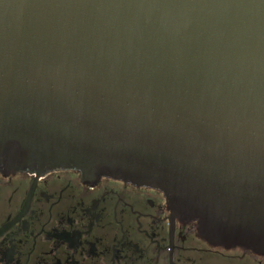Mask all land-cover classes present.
Returning <instances> with one entry per match:
<instances>
[{
  "label": "water",
  "instance_id": "1",
  "mask_svg": "<svg viewBox=\"0 0 264 264\" xmlns=\"http://www.w3.org/2000/svg\"><path fill=\"white\" fill-rule=\"evenodd\" d=\"M0 169L155 188L264 255V0H0Z\"/></svg>",
  "mask_w": 264,
  "mask_h": 264
},
{
  "label": "flooded vegetation",
  "instance_id": "2",
  "mask_svg": "<svg viewBox=\"0 0 264 264\" xmlns=\"http://www.w3.org/2000/svg\"><path fill=\"white\" fill-rule=\"evenodd\" d=\"M0 264H264L183 219L158 189L0 169Z\"/></svg>",
  "mask_w": 264,
  "mask_h": 264
}]
</instances>
